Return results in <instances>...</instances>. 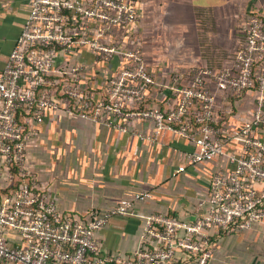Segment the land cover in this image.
Segmentation results:
<instances>
[{
  "label": "built area",
  "instance_id": "2783aa9c",
  "mask_svg": "<svg viewBox=\"0 0 264 264\" xmlns=\"http://www.w3.org/2000/svg\"><path fill=\"white\" fill-rule=\"evenodd\" d=\"M137 19L131 0H32L0 73V263L208 264L221 233L264 222V16L256 12L249 16L235 67L194 68L188 83L183 75L176 77L177 102L146 107L141 105L156 87V78L139 39L127 47L119 39ZM80 47L93 49L101 63L116 55L121 59L100 98L83 81L84 65L67 57ZM254 88L260 95L252 117L228 128L218 113V95L243 96ZM48 110H63L124 131L127 120L152 121L157 130L196 142L198 150L190 155V163L227 157L233 167L213 173L208 198L201 203L203 212L194 219L147 214L142 244L132 255H100L96 232L113 215L132 213L136 201L153 193L137 192L84 221L59 212L32 177L10 189L15 167L29 176L27 146ZM233 143L240 153L228 149ZM7 231L18 233L21 241H14Z\"/></svg>",
  "mask_w": 264,
  "mask_h": 264
},
{
  "label": "crops",
  "instance_id": "0c3cea01",
  "mask_svg": "<svg viewBox=\"0 0 264 264\" xmlns=\"http://www.w3.org/2000/svg\"><path fill=\"white\" fill-rule=\"evenodd\" d=\"M131 1L137 6L138 19L118 32L119 39L126 47L135 39L141 42L145 61L157 81L150 104L161 106L178 101L174 89L177 76L183 75L188 83L194 68L235 67L248 33L249 16L255 12L264 16V0ZM31 3L0 0V73L23 30ZM152 32L153 48L148 44ZM95 55L93 49L80 47L67 57L84 65L83 81L100 98L106 79L120 67L121 59L116 55L109 63H101ZM259 95L255 88L243 96L219 94L221 122L234 129L248 121ZM124 124L126 131L63 110H48L27 146L29 177L64 215L87 221L92 213L111 210L137 192L153 193L149 199L136 201L132 213L113 215L96 232L100 255H132L142 244L147 214L164 212L194 219L203 212L201 203L208 198L213 173L233 167L227 157L190 163V155L198 150L196 142L157 130L152 121L134 119ZM228 149L240 153L236 143ZM7 235L21 241L18 233L7 231ZM208 264H264V222H255L247 230L221 233Z\"/></svg>",
  "mask_w": 264,
  "mask_h": 264
},
{
  "label": "trees",
  "instance_id": "16d2710c",
  "mask_svg": "<svg viewBox=\"0 0 264 264\" xmlns=\"http://www.w3.org/2000/svg\"><path fill=\"white\" fill-rule=\"evenodd\" d=\"M152 101V98L149 96L147 98V100L141 105L142 107H146L150 104V102ZM14 180L10 186V189L12 188H16L18 186H20L22 183L26 182V181H30V177L29 176H23L21 175L18 171L17 168H14ZM9 188L6 189V191L8 192L10 190Z\"/></svg>",
  "mask_w": 264,
  "mask_h": 264
},
{
  "label": "rangeland",
  "instance_id": "374dc122",
  "mask_svg": "<svg viewBox=\"0 0 264 264\" xmlns=\"http://www.w3.org/2000/svg\"><path fill=\"white\" fill-rule=\"evenodd\" d=\"M151 20L154 21V19H151ZM148 40H149V41H148L149 46L153 48V46L155 45V33H154V32H152V33L150 34ZM152 53H153V52H152Z\"/></svg>",
  "mask_w": 264,
  "mask_h": 264
}]
</instances>
